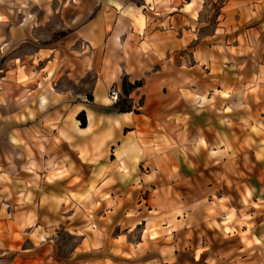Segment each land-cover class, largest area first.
Instances as JSON below:
<instances>
[{
    "label": "crops",
    "instance_id": "0c3cea01",
    "mask_svg": "<svg viewBox=\"0 0 264 264\" xmlns=\"http://www.w3.org/2000/svg\"><path fill=\"white\" fill-rule=\"evenodd\" d=\"M35 1L33 19L0 0L14 71L0 91V264H117V250L130 264H264V0ZM75 52L77 78L92 72L84 94L16 83L19 68L69 66L56 54L72 55L75 83ZM122 78L133 86L118 111L107 94L123 95ZM65 218L92 253L80 261L75 246L53 253Z\"/></svg>",
    "mask_w": 264,
    "mask_h": 264
},
{
    "label": "rangeland",
    "instance_id": "374dc122",
    "mask_svg": "<svg viewBox=\"0 0 264 264\" xmlns=\"http://www.w3.org/2000/svg\"><path fill=\"white\" fill-rule=\"evenodd\" d=\"M51 3V4H50ZM22 5V12H29V13H32V16L34 17L33 19H35L36 17H40L41 16V6L39 5V2L35 1V0H32L31 1V5H29L28 7H23V4H24V0H21V2L19 3ZM45 6H53L55 4V0H48L46 3H44ZM65 6H68L67 3H65ZM18 7V6H17ZM49 9V7L47 8ZM17 12H19V9H17ZM55 14H52L49 16V21L48 22H53V20L57 17ZM46 33L47 34V30L44 29V28H40V29H37L35 31V34L36 36H43L42 34ZM38 39H41V38H38ZM41 40H38V41H32V43H24V42H20V43H17L16 47H15V50L17 52H19L17 54V57H23L22 56V51L24 50H27L29 48V46H32V47H35V45H38V44H42L40 43ZM50 43V42H49ZM47 44V43H46ZM57 45V43L55 44ZM8 49H5L4 51H7ZM56 52V51H55ZM6 52L3 53L2 55H0V91L2 90H5V92H7V80L9 79H13L14 80V71L13 70H8V66H4L3 64L7 62V56H6ZM57 56V60L59 62H61L62 58L65 60V64L66 65H69V66H64L62 67L60 70L58 69H54L53 67L54 66H50L47 70H43V69H40L37 68L36 70L34 68H27L26 71H24V69H17L16 71V76H15V81L16 83H22V81H24V78H28L32 80V83L33 84H42L45 80L48 84H51V85H58V87H61L65 90H75V92H79V93H82L84 94L86 92V89L88 88L89 86V83L91 82V79H92V72H86L84 73V76L83 77H78V74L80 72V69L82 67H86L84 66L85 64H87V61H86V57H84L83 60H78L77 58L81 57L79 56L78 53L75 52V83L72 82L71 78L68 77L67 75V72H66V69H69V67L71 68L72 66L71 65V60H72V55H59V54H56ZM16 62H18V59L16 60ZM80 63L81 66H76L77 63ZM37 67V66H36ZM44 71V72H43ZM8 73L10 74V77L8 76H5V74ZM3 84V85H2ZM5 84V86H4ZM4 86V88H3ZM24 87H22L20 89V92H17L16 94V99L18 98H22V96L20 95L21 93L24 92ZM34 91H32L33 93ZM35 98L34 96H32V100L34 101ZM29 106V105H28ZM36 108H37V104L36 102L34 101V103L32 102V115H34L36 112ZM80 121L81 119L84 120L83 116L81 115L80 116ZM50 184L49 183H44L42 184V187H49ZM70 186V184H69ZM75 186H86L85 183L83 184H75ZM86 189V188H85ZM84 189V190H85ZM81 191H83L81 189ZM86 198V197H85ZM85 203V204H84ZM82 204H84L85 208H82L81 209V212L79 213V215H75V224L78 222L80 225H79V232H82L81 229H83V235L85 236L86 233H87V228H86V225H87V201L86 199L82 201ZM81 204V205H82ZM82 207V206H81ZM71 217V216H70ZM70 218H65L63 219V221H61V223H56V224H53L55 226V229H53V232H51V238L53 239V253L55 254V256H58L59 258L61 257H65L67 255H71V249H73V246H75V253L73 254L74 258L75 259H79L78 261H80L83 257L85 256H88V255H91L92 253H88L86 249H83L81 244H80V239L82 237V234L81 233H71L68 231V228L70 227V221L68 220ZM52 225V226H53ZM50 232V231H49ZM137 230L136 229H133L129 232V236L128 239H135L137 237ZM129 249L130 251L132 252V249L129 245ZM134 250V248H133ZM130 253V252H129ZM113 254H115L114 258L117 260V264H130L131 260L134 259L135 255L134 253H130L131 256H125V254L122 253L120 255L119 254V251H114ZM76 264V263H75Z\"/></svg>",
    "mask_w": 264,
    "mask_h": 264
},
{
    "label": "trees",
    "instance_id": "16d2710c",
    "mask_svg": "<svg viewBox=\"0 0 264 264\" xmlns=\"http://www.w3.org/2000/svg\"><path fill=\"white\" fill-rule=\"evenodd\" d=\"M65 33L64 30H57V31H54L50 38L48 39H44V40H41L40 43L42 44H46V43H49L53 40H55L56 38L60 37L61 35H63ZM135 85H137L138 83L137 82H134ZM133 86V84H129L125 78H122L121 80V91H122V94L123 95H119L118 98L111 104V107L118 110V111H123V110H127L129 109L130 105L129 103H127L126 99H125V96L128 92V90ZM81 123H83V119H81L80 121Z\"/></svg>",
    "mask_w": 264,
    "mask_h": 264
},
{
    "label": "built area",
    "instance_id": "2783aa9c",
    "mask_svg": "<svg viewBox=\"0 0 264 264\" xmlns=\"http://www.w3.org/2000/svg\"><path fill=\"white\" fill-rule=\"evenodd\" d=\"M107 95H108V98H109L110 101H115L118 98V96H119V92H118L116 87L111 86L108 89V94Z\"/></svg>",
    "mask_w": 264,
    "mask_h": 264
}]
</instances>
